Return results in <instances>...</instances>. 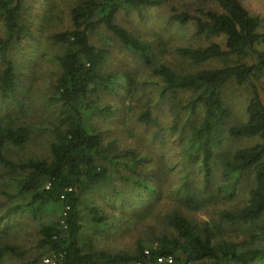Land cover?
I'll return each instance as SVG.
<instances>
[{"label": "trees", "instance_id": "trees-1", "mask_svg": "<svg viewBox=\"0 0 264 264\" xmlns=\"http://www.w3.org/2000/svg\"><path fill=\"white\" fill-rule=\"evenodd\" d=\"M219 10L200 15L171 9V22L192 26L196 38H224L225 46L213 42L201 47H184L177 53L193 65L221 62L222 66L182 74L157 63L151 44L141 41L117 20L121 10L142 12L164 5V0H84L71 11V27L52 35L55 45L63 47L57 56L61 75L54 88L53 100L60 105L58 125L50 129L53 142L48 158H30L16 162L6 154L8 148H23L29 143L30 129L17 126L11 119L0 121V165L15 175V191L2 192L9 199H20L13 210L38 221L40 250L51 253L56 264H157L159 257H173L175 264H264V103L256 81L264 76V20L252 14L241 0H212ZM24 0H0V99L18 101V82L12 51L24 37L30 36ZM101 28L132 53L139 56L162 82V96L179 91L193 94L182 111L189 123L198 112L203 121L189 134L192 161L201 170L204 186L215 181L216 160L223 164L229 179L218 193L235 194L247 176L248 195L241 208L225 211L229 225H253L247 230L249 242L242 244L216 241L207 225L199 226L180 214L169 216L173 236L158 239L153 248L139 245L133 254H111L94 250L91 241L83 242V232L92 226L102 231L108 216L99 204L88 201L90 194L116 176L126 178L122 165L137 163L133 151L113 153L103 135L92 125L97 113L105 111L94 98L114 90L118 75L105 76L102 68L109 58L106 48L95 46L91 37ZM229 85L247 86L250 98L247 120L232 123L233 109L223 97ZM94 97V98H93ZM151 110L142 120L150 124ZM13 120V119H12ZM230 140L256 141L250 147L217 153ZM243 179V180H242ZM193 186V183H192ZM153 192V187L144 186ZM213 194V193H212ZM186 194L188 204L194 200ZM59 211V221L48 216ZM46 219V220H45ZM8 255L19 256L13 245H0V264Z\"/></svg>", "mask_w": 264, "mask_h": 264}, {"label": "rangeland", "instance_id": "rangeland-1", "mask_svg": "<svg viewBox=\"0 0 264 264\" xmlns=\"http://www.w3.org/2000/svg\"><path fill=\"white\" fill-rule=\"evenodd\" d=\"M24 1L30 36L24 37L11 53L17 74L18 101L0 99V121L12 118L17 126L30 129L29 143L25 147L6 149V154L16 162L50 155L53 137L49 130L58 125L60 115V105L53 100L61 75L57 56L63 53V47L55 45L51 37L71 27V11L84 0ZM164 1L163 6L145 10L142 15L135 10H121L117 20L141 41L151 44L157 63L170 66L176 72L187 74L221 67V62L193 65L182 58L177 49L203 47L213 42L225 46L224 38H196L191 24L180 26L170 20L173 7L192 15L219 10L213 1ZM241 1L252 14L264 20V0ZM3 37L4 27L0 22V39ZM91 41L110 52L102 68L103 75H118L114 90L102 93L99 98L93 97L95 104L105 111L97 113L91 123L105 142L113 145V153L133 151L136 154L137 163L131 168L122 165L121 169L126 178L132 177L142 184L114 176L90 194L88 201L105 210L108 226L102 231L86 227L83 242L86 244L90 240L94 250L111 254H133L140 244L153 248L159 238L173 236L174 230L168 223L173 214H180L199 226L207 225L213 230L216 241L249 242L247 230L253 225H229L221 218L223 212L245 204L247 176L232 196L219 194L218 188L229 180L222 171V159L216 160V178L207 187L203 185L201 170L192 161L189 134L192 126L203 121L202 112H198L189 123L188 114L182 111L192 99V92L179 91L162 96V80L106 29L101 28L92 35ZM2 69L0 62V79ZM256 84L264 103V76L259 77ZM223 95L233 109L231 122H245L249 88L229 85ZM148 109L151 110L150 124L142 120ZM255 143L230 140L224 142L217 155ZM15 177L0 165V245H13L20 252L19 256H6L3 264H46L45 260L53 256L38 246L41 240L38 221L13 210L20 199L1 195L15 191ZM144 186L153 187L154 191H147ZM192 193L199 195L191 206L186 194L192 198ZM59 214L57 211L48 217L59 221Z\"/></svg>", "mask_w": 264, "mask_h": 264}, {"label": "built area", "instance_id": "built-area-1", "mask_svg": "<svg viewBox=\"0 0 264 264\" xmlns=\"http://www.w3.org/2000/svg\"><path fill=\"white\" fill-rule=\"evenodd\" d=\"M46 264H56V258H48L45 260ZM157 264H175L173 257H159L157 260Z\"/></svg>", "mask_w": 264, "mask_h": 264}]
</instances>
